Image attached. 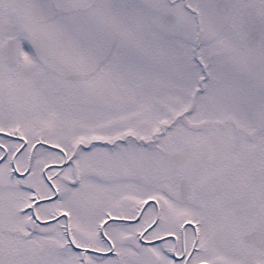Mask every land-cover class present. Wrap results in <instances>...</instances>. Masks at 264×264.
I'll list each match as a JSON object with an SVG mask.
<instances>
[{
	"label": "snow or ice",
	"instance_id": "1",
	"mask_svg": "<svg viewBox=\"0 0 264 264\" xmlns=\"http://www.w3.org/2000/svg\"><path fill=\"white\" fill-rule=\"evenodd\" d=\"M0 264H264V0H0Z\"/></svg>",
	"mask_w": 264,
	"mask_h": 264
}]
</instances>
